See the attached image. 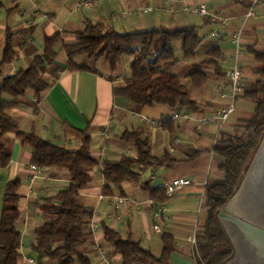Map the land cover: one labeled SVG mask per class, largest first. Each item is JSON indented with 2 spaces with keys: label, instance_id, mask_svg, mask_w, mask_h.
<instances>
[{
  "label": "crops",
  "instance_id": "obj_1",
  "mask_svg": "<svg viewBox=\"0 0 264 264\" xmlns=\"http://www.w3.org/2000/svg\"><path fill=\"white\" fill-rule=\"evenodd\" d=\"M251 1L233 0L223 23L212 20L206 23L217 28V35H211V38L217 37L219 42H208L203 51L206 52L213 46L219 48L220 74L207 70L208 80L201 88L193 87L186 77L191 63L196 61L195 56L193 59H184L181 53L177 54L173 72L182 76L186 89L198 104L196 112H189L196 120L210 116L226 105L217 88L226 82L225 70L234 65V48L229 36L236 29L242 30V54L237 63L244 85L254 79L252 69L255 65L247 49L264 45V0H258L254 9L255 16L245 20L244 15ZM183 3L192 4V1L0 0V60L5 31L17 33L13 43V59L0 67V83L4 77L12 76L21 68L27 67L35 55L41 54L45 39L55 35L60 37L57 57L45 73V78L50 81L49 88L39 101L28 91L21 105L7 111L19 130L34 132L39 138L69 151L77 150L80 145L77 131L86 130L91 140L92 157L100 164L103 160L137 158V148L122 141L124 132L136 131L148 141L153 157L161 158L166 154L176 161L171 167L137 166L135 172L138 180L125 181L118 187L104 180L101 165L90 172V182L80 192L77 203L93 210L90 223L98 225V230L91 233L83 247L85 255L93 264L95 245L101 246L109 254L111 264H121V258L114 255L103 241L102 225L118 232L122 238L130 237L139 242L155 257L161 255L162 236H170L174 248L170 263L196 264L195 251L188 238L194 231L197 233L202 228L206 216V185L223 177L219 170L222 160L214 149L221 134H234L238 131L237 124L245 119H234L235 109L218 133L215 125L200 127L195 121L172 120L173 112L164 105L135 106L125 98L113 95V88L123 85L129 72L119 69L111 73L106 63L102 69L97 68L98 62L103 59L88 63L94 69L93 72L68 71L63 45L75 42V33L84 29L86 21L100 23L121 33L160 27L174 29L189 25L199 28L185 15L169 12L171 9L181 8ZM144 8H152L156 12H139ZM219 31L223 34H219ZM207 41L209 37L205 36L198 49ZM77 62L82 63L84 59ZM108 122L111 123V130L109 137L104 140L102 131ZM156 122L162 124L156 126ZM31 157L30 147L14 139L10 164L6 169L0 170V213L6 183L18 178L21 182L18 190L20 214L16 221V228L20 233L21 256L18 264H31L29 259L37 264H55L45 258H36L30 246L35 239V230L54 219V215L41 207L45 199L66 189L67 173L42 168L41 177L31 181ZM176 179L189 180L190 184L179 188L174 195L167 196L163 193L162 184ZM144 183L155 191L152 195L149 190L140 188ZM105 188H108L107 194L104 193ZM121 198L125 201L118 204V199ZM230 264H247V259L238 250Z\"/></svg>",
  "mask_w": 264,
  "mask_h": 264
},
{
  "label": "trees",
  "instance_id": "obj_2",
  "mask_svg": "<svg viewBox=\"0 0 264 264\" xmlns=\"http://www.w3.org/2000/svg\"><path fill=\"white\" fill-rule=\"evenodd\" d=\"M210 19L205 21L209 23ZM17 33L5 31L4 48L0 67L9 64L14 56L13 43ZM59 35L45 39L41 54L35 55L31 63L14 75L4 77L0 83V170L6 169L11 161L14 139L30 147V165L43 169L63 170L67 173L66 189L45 199L41 209L54 215L35 230V239L30 246L36 258H45L55 264H93L85 255L84 245L91 232L88 229L93 210L77 203V198L90 182V172L102 166L101 176L114 187L125 181L138 180L137 166L171 167L176 161L163 155H151L148 141L139 132H124L122 141L134 145L138 157H123L119 161L103 160L101 164L92 157L90 136L86 130H78L80 145L69 151L39 138L34 132L25 133L17 127L7 111L22 104L28 91L39 101L49 88L50 81L45 73L57 57ZM202 38L199 28L193 25L180 28H151L141 32L121 33L100 23L86 21L84 29L75 33V42L63 45L68 71L93 72L89 62L105 61L110 72L118 70L122 58L132 55L129 76L123 85L113 88L115 97L125 98L138 106H167L172 112H196L197 102L186 89L182 76L173 72L177 63L176 44H179L184 59L194 58ZM252 58L253 80L244 86L240 95L253 103V113L241 120L232 135L221 134L214 152L222 160L219 170L223 177L208 183L205 187L204 206L206 216L200 231L196 233V264H230L235 251L222 224L219 213L239 188L243 176L264 137V45L248 47ZM218 47H210L204 57L192 62L186 74L193 87L201 88L208 80L207 70L220 74ZM79 59L84 62L78 63ZM21 182L18 178L6 183L0 213V264H18L20 258V233L16 221L20 214ZM140 188L149 189L146 183ZM157 192V191H156ZM108 193V188L104 189ZM164 193V192H163ZM165 195V194H164ZM103 241L114 255L121 258V264H171L173 240L163 235V249L159 257L153 256L132 238H122L118 232L102 225Z\"/></svg>",
  "mask_w": 264,
  "mask_h": 264
},
{
  "label": "built area",
  "instance_id": "obj_3",
  "mask_svg": "<svg viewBox=\"0 0 264 264\" xmlns=\"http://www.w3.org/2000/svg\"><path fill=\"white\" fill-rule=\"evenodd\" d=\"M257 3H258V0L251 1V4L247 8L245 15H244L245 20H247L250 17L255 16L254 9ZM141 11L154 12L155 10L152 8H144V9L139 10V12ZM169 12L172 14H179V15H190V16L197 15V16L207 17L208 19L214 20L218 23H223L226 20V17L222 15L210 14L207 11V8L203 3H198L192 6H190L187 3H183V6L181 8L176 9V10L171 9ZM241 37H242L241 29H236L229 36V41L233 45V48H234V65L232 68L225 70L224 77H225L226 82L217 88L220 98L225 100L226 102L225 107L220 110L215 111L210 116L202 117L198 120H196L189 112L177 111V112L172 113L171 115L172 120L186 121V122L195 121L197 125L200 127H207L210 125H215L217 127V132L219 133L221 131L224 124L228 121L230 116L234 113L235 101L237 98L240 97V95L243 92V88L245 86L243 82L241 69L239 68V65L237 63L238 59L241 57V54H242ZM154 124L158 126V125H161L162 123L156 122ZM110 130H111V123L108 122L103 127V131H102V136L104 140H106L109 137ZM41 169L42 168L36 167L34 165L29 166V170L33 174L31 181H33V179L36 177H41L42 175ZM189 184H190L189 180L176 179V180L164 182L162 184V189L167 196H172L176 193V191L179 188L183 186H187ZM124 201H125L124 198L118 199V204H122L124 203ZM96 230H98V225L95 223H90L89 231L93 233ZM188 241L190 242L193 250L196 252V232L195 231L188 238ZM94 251H95V264H111L109 254L101 246L95 245ZM28 262L31 264H37L32 259H29Z\"/></svg>",
  "mask_w": 264,
  "mask_h": 264
},
{
  "label": "water",
  "instance_id": "obj_4",
  "mask_svg": "<svg viewBox=\"0 0 264 264\" xmlns=\"http://www.w3.org/2000/svg\"><path fill=\"white\" fill-rule=\"evenodd\" d=\"M218 220L235 255L240 250L247 264H264V137L239 188L219 213ZM253 257L256 263H251Z\"/></svg>",
  "mask_w": 264,
  "mask_h": 264
},
{
  "label": "rangeland",
  "instance_id": "obj_5",
  "mask_svg": "<svg viewBox=\"0 0 264 264\" xmlns=\"http://www.w3.org/2000/svg\"><path fill=\"white\" fill-rule=\"evenodd\" d=\"M191 1H192V4H189L190 6L198 4V3H203L206 6L207 11L210 14L222 15L224 17L225 15H228L230 7L233 5V0H191ZM185 16L187 17V19H192V22H194V24H197L199 26V35L203 40L205 36L209 37V41H207L206 44H203L201 48L196 51L195 59L196 61H199L204 57L205 51H203V49L208 45L207 44L208 42H216V43L219 42L217 37L211 38V35L212 34L215 35L218 31H217V28L213 27L211 24L209 25L205 24V20L208 19L207 17L197 16V15H193V16L185 15ZM212 22H214V20H212ZM219 34L222 35L223 33L219 31ZM176 45H177L176 46V56H177V54L181 53V51L179 48V44H176ZM132 60H133L132 55L124 56L118 66V70L121 69V71L123 70L124 72L128 73L130 71L129 67H130ZM104 65L106 64L104 60H102L98 62L97 68L102 69ZM234 105L236 109V112L233 115L234 119L235 118L248 119L252 116L251 112H253V108H254L253 103L249 101H244L242 98L239 97L236 99ZM253 258L254 259H252L251 263H256L255 257Z\"/></svg>",
  "mask_w": 264,
  "mask_h": 264
}]
</instances>
